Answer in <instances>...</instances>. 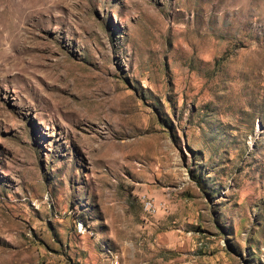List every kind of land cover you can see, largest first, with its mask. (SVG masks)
I'll list each match as a JSON object with an SVG mask.
<instances>
[{"label":"rangeland","instance_id":"1","mask_svg":"<svg viewBox=\"0 0 264 264\" xmlns=\"http://www.w3.org/2000/svg\"><path fill=\"white\" fill-rule=\"evenodd\" d=\"M117 263L264 264V0H0V264Z\"/></svg>","mask_w":264,"mask_h":264},{"label":"built area","instance_id":"2","mask_svg":"<svg viewBox=\"0 0 264 264\" xmlns=\"http://www.w3.org/2000/svg\"><path fill=\"white\" fill-rule=\"evenodd\" d=\"M144 208L147 212L152 213L154 210L151 208L150 200L144 202Z\"/></svg>","mask_w":264,"mask_h":264},{"label":"bare ground","instance_id":"3","mask_svg":"<svg viewBox=\"0 0 264 264\" xmlns=\"http://www.w3.org/2000/svg\"><path fill=\"white\" fill-rule=\"evenodd\" d=\"M150 203H151V208L154 210L152 213H154L156 211V206L154 205V203L152 201H150Z\"/></svg>","mask_w":264,"mask_h":264}]
</instances>
